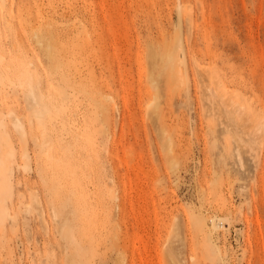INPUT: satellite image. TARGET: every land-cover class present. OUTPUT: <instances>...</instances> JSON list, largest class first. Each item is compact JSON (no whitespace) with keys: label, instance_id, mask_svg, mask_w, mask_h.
I'll list each match as a JSON object with an SVG mask.
<instances>
[{"label":"rangeland","instance_id":"rangeland-1","mask_svg":"<svg viewBox=\"0 0 264 264\" xmlns=\"http://www.w3.org/2000/svg\"><path fill=\"white\" fill-rule=\"evenodd\" d=\"M0 155V264H264V0H0Z\"/></svg>","mask_w":264,"mask_h":264},{"label":"bare ground","instance_id":"bare-ground-1","mask_svg":"<svg viewBox=\"0 0 264 264\" xmlns=\"http://www.w3.org/2000/svg\"><path fill=\"white\" fill-rule=\"evenodd\" d=\"M37 31H38V30H37ZM37 31H36V32H37ZM38 33H39V32H37V35H38ZM201 65H202V64H201ZM0 160H1V155H0Z\"/></svg>","mask_w":264,"mask_h":264}]
</instances>
